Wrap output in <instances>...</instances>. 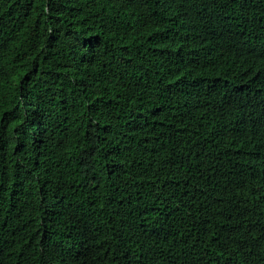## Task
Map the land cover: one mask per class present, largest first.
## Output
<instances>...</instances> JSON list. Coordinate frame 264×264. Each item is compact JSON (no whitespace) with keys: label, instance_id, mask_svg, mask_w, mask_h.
Listing matches in <instances>:
<instances>
[{"label":"trees","instance_id":"trees-1","mask_svg":"<svg viewBox=\"0 0 264 264\" xmlns=\"http://www.w3.org/2000/svg\"><path fill=\"white\" fill-rule=\"evenodd\" d=\"M0 264H264V0H0Z\"/></svg>","mask_w":264,"mask_h":264}]
</instances>
